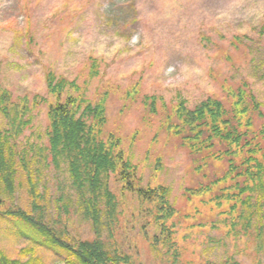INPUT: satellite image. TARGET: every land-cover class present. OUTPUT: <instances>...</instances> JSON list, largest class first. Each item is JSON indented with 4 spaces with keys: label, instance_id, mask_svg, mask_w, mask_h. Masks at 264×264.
<instances>
[{
    "label": "rangeland",
    "instance_id": "1",
    "mask_svg": "<svg viewBox=\"0 0 264 264\" xmlns=\"http://www.w3.org/2000/svg\"><path fill=\"white\" fill-rule=\"evenodd\" d=\"M263 31L264 0H0V148L10 155L7 162L28 156L44 222L70 243L96 238L69 173L48 148L52 74L67 82L61 100L73 96L105 106L104 138H120L140 185L167 186L178 212L167 222L175 225L172 245L154 249L149 239L160 230L151 207L123 192L111 174L107 189L117 207L111 224L103 218L100 239L107 248L133 264H264V220L259 236L254 223L246 229L240 219L228 222L227 212L221 213L226 205L218 209L184 195L223 175L226 164L214 158L218 143L200 155L167 131L170 122L179 124V105L193 110L215 98L227 106L230 95L243 89L260 107L261 114L252 107L249 114L259 135ZM22 107L27 110L18 111ZM259 142L264 145L261 137ZM26 176L18 163L15 194L0 196V211H32ZM39 239L0 215V251L7 258L24 260L31 255L24 258L20 251L33 249L44 264H63L62 253Z\"/></svg>",
    "mask_w": 264,
    "mask_h": 264
},
{
    "label": "trees",
    "instance_id": "2",
    "mask_svg": "<svg viewBox=\"0 0 264 264\" xmlns=\"http://www.w3.org/2000/svg\"><path fill=\"white\" fill-rule=\"evenodd\" d=\"M47 83L55 97V102L49 103L46 114L48 148L61 160L60 166L69 173L72 185L78 192V206L85 219L91 222L96 238L75 243L61 239L40 214L41 209L34 195L35 184L28 169V156L14 155L11 162H7L10 155H5L2 148L0 196L4 194L13 198L18 163L27 175L33 196L30 213L13 207L0 211V215L22 224L26 230L42 239H39L40 242L61 252L65 258L63 264H133L129 256L119 250L111 251L100 239L103 218L111 224L116 214V199L107 189L109 176L115 174L121 181L123 192L135 194L143 204L151 207L149 215L160 230L159 237L149 239L152 247L156 249L159 244L172 245L175 225L169 226L167 222L175 218L178 212L171 205L170 189L162 184L154 187L140 185L135 175L136 166L121 147L122 140L111 133L106 138L103 136L102 129L106 123L103 104L92 105L83 98L73 96H67L63 101L61 95L67 82L63 79L58 81L51 74ZM246 97V91L239 89L230 95L227 106L223 100L215 98H208L193 110L179 105L175 111L179 124L170 122L167 131L180 137L193 153L200 155L203 151L211 152L218 143V155L214 158L226 164V170L218 180L209 185L187 188L185 197L200 199L218 209L226 205L228 211L221 213L227 212L228 222L234 225L240 219L246 229L254 223L261 236L260 225L264 220V145L259 142V137L264 139V129L259 135L253 134L249 114L251 107L261 114L260 107L253 96H249V99ZM5 98L6 95H3L2 99ZM23 109L27 110L22 107L18 111L24 112ZM158 165H161L160 160ZM196 169L200 172L203 167L197 164ZM208 196L209 200L206 201ZM20 255L24 258L31 256L24 260H12L0 251V264H44L34 256L33 249H22Z\"/></svg>",
    "mask_w": 264,
    "mask_h": 264
}]
</instances>
